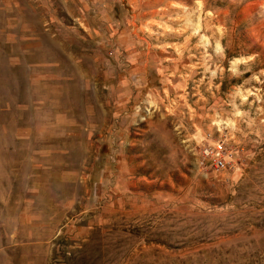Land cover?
<instances>
[{
  "label": "rangeland",
  "instance_id": "rangeland-1",
  "mask_svg": "<svg viewBox=\"0 0 264 264\" xmlns=\"http://www.w3.org/2000/svg\"><path fill=\"white\" fill-rule=\"evenodd\" d=\"M0 264H264V0H0Z\"/></svg>",
  "mask_w": 264,
  "mask_h": 264
},
{
  "label": "built area",
  "instance_id": "built-area-1",
  "mask_svg": "<svg viewBox=\"0 0 264 264\" xmlns=\"http://www.w3.org/2000/svg\"><path fill=\"white\" fill-rule=\"evenodd\" d=\"M228 151L225 144L216 142L211 148L206 147L202 151V164L210 162L214 169H223L225 166Z\"/></svg>",
  "mask_w": 264,
  "mask_h": 264
}]
</instances>
